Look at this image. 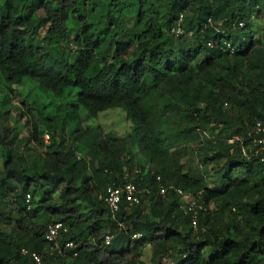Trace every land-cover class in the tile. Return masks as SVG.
<instances>
[{"label":"trees","instance_id":"1","mask_svg":"<svg viewBox=\"0 0 264 264\" xmlns=\"http://www.w3.org/2000/svg\"><path fill=\"white\" fill-rule=\"evenodd\" d=\"M0 77L79 90L48 116L0 98V264H35L20 249L43 252L54 221L78 245L49 264H264V0H0ZM111 108L133 132L80 114ZM129 182L141 203L113 214L106 189ZM172 187L201 196L196 222Z\"/></svg>","mask_w":264,"mask_h":264},{"label":"rangeland","instance_id":"2","mask_svg":"<svg viewBox=\"0 0 264 264\" xmlns=\"http://www.w3.org/2000/svg\"><path fill=\"white\" fill-rule=\"evenodd\" d=\"M142 29L144 28L141 27L140 30ZM78 91L79 90L77 88L71 87L64 94L63 98L59 99L56 98L51 91L42 88L37 82L33 80H25L21 85H7L0 77V98L5 100V103L3 104L4 108L10 107V109H15L19 106L22 107V103L25 101L29 104H44L46 109H44L43 112L47 116L50 112L55 114L54 111L56 109V105L61 103H68V111H74L73 103H75ZM80 114L82 117L88 118L85 120L86 125L90 127L102 126L107 132H111L118 136H125L128 132H133L136 127V124L130 120L126 111L122 108H111L100 112L97 117L91 118H89L87 112L83 109L80 110ZM15 116V112H12L10 120L20 130L23 136L26 135V118L17 120ZM53 121L54 120L51 122L53 123ZM211 186H214V184L212 183ZM144 253L145 254L142 257V260L146 263L150 262V258L153 254L152 248L146 247ZM166 264L173 263L167 259Z\"/></svg>","mask_w":264,"mask_h":264},{"label":"built area","instance_id":"3","mask_svg":"<svg viewBox=\"0 0 264 264\" xmlns=\"http://www.w3.org/2000/svg\"><path fill=\"white\" fill-rule=\"evenodd\" d=\"M240 26L243 27L244 24L240 23ZM171 32L175 34L176 36H180L183 34L184 30L181 26V20L177 24V26H174L171 29ZM209 46H212L213 43L209 42ZM223 47L225 49L230 50L232 53L234 52V48L232 46V43L229 40L224 41ZM255 132L257 135L260 136V138H257L255 140V145L258 146L256 148V153H264V122L259 121L255 126ZM238 138V137H236ZM235 140V139H234ZM262 161H264V157L262 158ZM135 173H140L138 169H135ZM162 177L158 176L157 181L162 182ZM172 189L180 196L183 197L185 200V203H183L182 208L184 211L188 214H192L193 220L196 222L199 211L204 208L202 202H201V196H194L192 193L185 192L182 188L179 187H172ZM171 190V187H168L164 184L160 183V194L166 196L169 191ZM135 185L132 183H126L124 186H114L109 185L107 189V196L106 201L109 204V207L113 213H116L121 209V206L123 202H126L129 204V206L139 204L141 203V199L139 196L135 194ZM31 199V194L28 193L26 195V201L29 202ZM67 231V228L63 225L62 222L54 223L49 226V233L47 234V239L50 242V247L45 248L44 253H39L36 251L31 252V258L32 261L35 264H49L47 259L45 258L46 254L54 255V254H60L63 255L67 247H73L74 243L72 241L66 242L65 245L61 240H59L58 236L61 234V231ZM140 235H134V238H139ZM113 239V235H105V243L111 244ZM23 253L28 254L30 253L28 250L23 249ZM77 253H75V256Z\"/></svg>","mask_w":264,"mask_h":264},{"label":"clouds","instance_id":"4","mask_svg":"<svg viewBox=\"0 0 264 264\" xmlns=\"http://www.w3.org/2000/svg\"><path fill=\"white\" fill-rule=\"evenodd\" d=\"M49 135H45V141L47 142V143H49ZM81 157V153H79L78 154V158H80ZM110 185H114V184H110ZM109 186V185H108ZM115 186V185H114ZM116 187V186H115ZM107 189H108V187H107ZM107 189H106V195H105V200H106V196H107ZM28 193H26V195H27ZM31 194V193H30ZM25 203H26V206H27V209H28V211H31L32 209H33V207H34V204H33V202H32V194H31V199H30V201L29 202H27L26 201V197H25ZM123 203H126V202H123ZM109 205V204H108ZM123 205V204H122ZM121 208H122V206H121ZM111 210V209H110ZM120 211V210H119ZM119 211H117V212H119ZM112 212V211H111ZM116 212V213H117ZM113 213V212H112ZM114 214V213H113ZM58 222H62L63 223V225L67 228V231H61V234L58 236V238H59V240H61L62 242H63V244L65 245V243L66 242H69V241H72L73 243H74V246L73 247H67V249L66 250H73V249H75L76 247H77V245H78V243L76 242V241H74L73 239H71V240H68V241H65L64 242V240H63V234H66L67 232H69V227L63 222V221H54V222H51L48 226H47V230H46V232H45V235H44V238L46 239V241L48 242V246H46V247H44V248H47V247H50V242H49V240L47 239V234L49 233V226L51 225V224H54V223H58ZM106 235H113V234H111V233H108V234H106ZM113 237H114V235H113ZM104 242H105V237H104ZM107 245H110V244H107ZM23 249H26V250H28L30 253H28V254H25V253H23ZM45 250V249H44ZM65 250V251H66ZM64 251V252H65ZM31 252H33L32 250H30V249H28L27 247H22L21 249H20V254L23 256V257H29L30 258V260L32 261V258H31ZM36 252H39V251H36ZM40 253V252H39ZM41 253H44V251L43 252H41ZM75 253H77V252H74L73 254H74V256H75ZM46 256V255H45ZM77 256V255H76ZM46 258V257H45Z\"/></svg>","mask_w":264,"mask_h":264}]
</instances>
